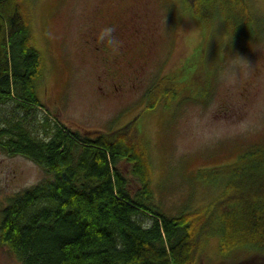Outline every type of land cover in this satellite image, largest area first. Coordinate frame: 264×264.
<instances>
[{
    "label": "rangeland",
    "instance_id": "rangeland-1",
    "mask_svg": "<svg viewBox=\"0 0 264 264\" xmlns=\"http://www.w3.org/2000/svg\"><path fill=\"white\" fill-rule=\"evenodd\" d=\"M26 1L43 58L37 92L46 109L83 137L137 122L135 137L146 142L151 201L158 212L176 217L208 206L229 175L213 183L202 179L201 170L221 173L248 152L264 150V0H244L256 23L241 40L219 17L206 40L205 24L191 13L193 0ZM87 24L102 31L117 24L124 35L117 66L128 81L141 80L125 95L100 98L97 78L105 66L87 54ZM165 78H178L172 83L184 88L148 106V94ZM132 165L122 160L118 168L134 195L142 183ZM50 176L27 158L0 149V223L14 197ZM142 218L151 223L150 215ZM219 245L217 236L207 238L195 264H218ZM0 264H22L1 240Z\"/></svg>",
    "mask_w": 264,
    "mask_h": 264
},
{
    "label": "trees",
    "instance_id": "trees-1",
    "mask_svg": "<svg viewBox=\"0 0 264 264\" xmlns=\"http://www.w3.org/2000/svg\"><path fill=\"white\" fill-rule=\"evenodd\" d=\"M192 8L205 24L206 40L217 17L236 40L240 34L249 38L256 23L244 0H193ZM31 21L26 0H0V149L51 175L2 210L0 240L19 261L195 264L200 244L217 236L218 264H264V150L248 152L221 173L201 170L202 179L213 183L229 175L224 191L208 206L176 217L158 212L151 201L146 142L135 137L137 122L83 137L46 109L37 92L43 58ZM175 79L153 87L148 106L184 88L175 86ZM122 160L133 164L142 183L134 195L118 168ZM144 214L152 217L150 224Z\"/></svg>",
    "mask_w": 264,
    "mask_h": 264
},
{
    "label": "flooded vegetation",
    "instance_id": "flooded-vegetation-1",
    "mask_svg": "<svg viewBox=\"0 0 264 264\" xmlns=\"http://www.w3.org/2000/svg\"><path fill=\"white\" fill-rule=\"evenodd\" d=\"M191 13L194 14L193 8ZM83 41L92 61L102 62L105 66V71L97 78L101 99L123 96L127 90L134 89L136 83L141 81L140 79L128 81L117 66L123 56L121 47L124 45V35L117 24L111 25L107 31L87 24V28L83 31Z\"/></svg>",
    "mask_w": 264,
    "mask_h": 264
}]
</instances>
